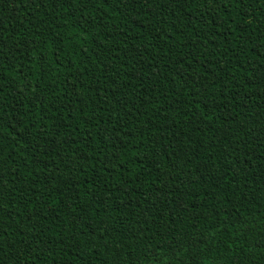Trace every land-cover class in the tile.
<instances>
[{
    "label": "trees",
    "instance_id": "16d2710c",
    "mask_svg": "<svg viewBox=\"0 0 264 264\" xmlns=\"http://www.w3.org/2000/svg\"><path fill=\"white\" fill-rule=\"evenodd\" d=\"M225 5L0 0L3 264L264 261V0Z\"/></svg>",
    "mask_w": 264,
    "mask_h": 264
},
{
    "label": "snow or ice",
    "instance_id": "6c2138e0",
    "mask_svg": "<svg viewBox=\"0 0 264 264\" xmlns=\"http://www.w3.org/2000/svg\"><path fill=\"white\" fill-rule=\"evenodd\" d=\"M59 2L64 3V4H72L75 11L84 12L85 7L88 5H91L93 7H99L101 5L111 4L113 0H59ZM161 2L164 3L166 6L167 5H187L189 8H192L193 5H196L198 8H201V9H204L205 5H212V4L219 5V6H226L225 0H204V3H201V0H117V6L119 7L122 5L126 9L135 8L137 6H143V7L147 6L148 8H152L153 3H161ZM236 2L237 0H227V3H236ZM240 2H243V0H240ZM81 5H83L84 7H82ZM262 7H264V5H262ZM213 11H215L214 8L208 7L206 14L211 15ZM144 14H149V12H145ZM101 15H103V13H101ZM8 55H9L8 53L3 52V45H0V59ZM4 67L5 66L2 63H0V68H4ZM93 71H96V69H93ZM193 87H195V85H193ZM24 88L28 90V93H31L33 85L30 82L25 83ZM4 92H5V85L3 82V77H0V150H2L4 147L2 143V141L5 139L4 134H3V129L8 128L11 130L14 127L13 119L16 120V123L20 124L21 129H23V124H24L23 120H20L14 116H11L9 112L8 101L4 99ZM16 95L20 97H24L25 99H29V100L33 98L31 95H26V93L23 90L17 92ZM13 99H15V97H13ZM154 102L159 103V100H156ZM197 103H199V101H197ZM127 114L130 115L131 113L129 112ZM141 115H143L142 112H141ZM10 116L11 118H6ZM111 119L114 120L116 119V117L113 116L111 117ZM9 125H11V127ZM68 126L69 125H64V127H68ZM31 127H35V125L33 124ZM118 127L120 129H124L123 124H119ZM56 130L58 132L59 128H57ZM108 131L115 133L116 129H110ZM27 134L31 135L30 132H28ZM144 134H145L144 131L141 130V135H144ZM226 134L227 133H225V135ZM24 140H25L24 135L17 136V139L14 141V146L17 149V151H19L20 142ZM65 142L67 143V140ZM117 142L123 144V141L118 139V133L113 136V143L111 145H106V146L114 147ZM58 146L59 145H57V147ZM52 150L55 151V148H53ZM7 160L8 158L4 157L2 151H0V168H2V166L7 163ZM140 163H143V161H140ZM72 165L73 167H75L76 171H80V167L76 165L75 160L72 161ZM9 174L13 176L16 175V173H9ZM0 179H2V172H0ZM125 183H127V181H125ZM0 189H2L5 192L9 191L7 184L0 183ZM24 191L27 194V189H25ZM21 199L23 200V197ZM30 202L31 201H29V203ZM0 209H3L2 205H0ZM2 212L3 211H0V213ZM28 218L31 219V217H28ZM93 234L95 235V233ZM0 237L4 239L7 238L3 232H0ZM2 250L3 249L0 248V251ZM0 264H3L2 260H0ZM261 264H264V261H262Z\"/></svg>",
    "mask_w": 264,
    "mask_h": 264
}]
</instances>
